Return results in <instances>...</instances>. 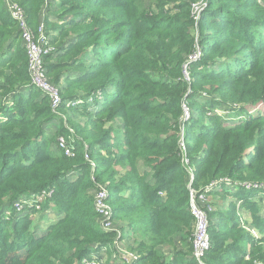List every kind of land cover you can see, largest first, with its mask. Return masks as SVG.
<instances>
[{"label":"trees","instance_id":"1","mask_svg":"<svg viewBox=\"0 0 264 264\" xmlns=\"http://www.w3.org/2000/svg\"><path fill=\"white\" fill-rule=\"evenodd\" d=\"M60 1L67 8L58 26L63 31L61 36L66 30L74 31L75 41L67 43L63 54L45 58L49 60L47 73L58 86L61 75L56 72H78L77 77H68L67 85L94 102L77 108L88 121V147L77 141L76 151L67 157L49 146L46 128L56 116L50 104L39 99L42 93L30 84L16 25L0 4V72L4 74L0 77V264H81L101 248L111 254L117 252L115 234L101 230L93 208V195L105 182L111 183L107 190L115 217L127 221L132 232L136 230L135 220L139 223L137 229L146 228L150 244L140 243L137 247L138 264H197L191 256V246L184 254L174 249L171 263L157 252L159 246L173 248L177 237L191 240V188L202 190L217 182L209 195L216 194L230 202L235 198L231 196L234 189L239 188L236 204L242 201L247 220L264 227L262 210L249 199L254 193L244 191L249 182L264 181V126H252L259 117L236 125L214 118L213 125L205 124L196 133L190 128L198 122L195 110L211 112L213 105H224L226 92L240 100L228 87L255 72L257 58L264 57V15L257 13L255 21L237 19L220 5L237 0H210L209 10L199 23L200 30H214L219 35L211 33L205 35L207 41L200 40L203 56L188 65L190 79L186 82L184 67L195 52L191 4L198 0ZM19 2L36 30L48 0ZM170 4L173 8H169ZM75 10L81 12L72 19L69 15ZM109 10L116 16L106 13ZM260 10L264 12V8ZM113 18L122 21L113 24ZM233 40L243 55L234 52L236 45L227 43ZM51 43L56 44L55 40ZM216 52L218 62L212 58ZM246 54L247 58L243 57ZM201 94L211 97L213 103L208 108L197 102ZM76 96L74 93L68 100L88 101ZM22 97L29 101L22 102ZM228 98L237 101L232 96ZM255 98L253 104L264 103V91ZM184 102H188L191 112L190 125L182 121ZM62 107L67 106L63 103ZM116 121L123 123L117 127L119 137L113 127ZM181 129L187 143L184 152L178 140ZM66 134L62 131L58 136ZM185 158L188 165L183 162ZM90 162L95 163L94 173ZM12 163L16 165L11 167ZM116 167L121 168L119 173ZM188 169L194 171L192 184ZM18 172L20 177L13 179ZM71 174L74 177L70 181ZM45 190L50 197L44 198L42 217L52 220L53 209L61 205L60 218L44 230L39 224L29 229L36 211L25 208L22 214L29 215L23 220L16 221L14 216L8 221L10 234L14 235H4L9 226L5 210L23 195L34 193L38 197ZM224 218L226 228L214 223L209 229L215 245L211 243L213 249L204 258L205 264L264 262L259 252L246 261L257 242L241 229L235 213L232 219ZM29 235L33 236L30 244L25 239ZM246 246L250 251L245 250ZM189 252L190 258L186 259Z\"/></svg>","mask_w":264,"mask_h":264},{"label":"rangeland","instance_id":"2","mask_svg":"<svg viewBox=\"0 0 264 264\" xmlns=\"http://www.w3.org/2000/svg\"><path fill=\"white\" fill-rule=\"evenodd\" d=\"M2 2L0 3L2 6V9L7 12V8L5 5L4 0H1ZM18 3L19 0H17ZM55 2H57L58 6H59V10H58V18L60 19V21H63L61 19L62 14H65L66 12V7H62V1L60 0H56ZM211 1L210 0H198L197 2H195L194 4L192 3V13H193V28L195 29L194 33H193V49L195 51L194 55H192L190 57V61L193 63H196L195 61L198 60L203 56V51L201 49L200 46V40L203 42L207 41L206 36L205 35H210L212 33V35H219L218 32H215L214 30H205L206 32L200 30V21L201 18L203 17L204 13L206 10H209V6H210ZM220 5H224L225 8H227L231 13H233L234 17H237V19H243L246 18V20H252L255 21L256 19V14L259 13L260 17L264 15L263 10H260L262 8H264V0H251L250 2H244L243 0H237L236 3H230V4H223L221 3ZM174 5L170 4L169 8H173ZM81 11H73L71 15H69L71 18L73 17L74 19L78 17L79 13ZM106 13H108L111 16H116L115 14H113V12L111 10L106 11ZM171 15H173V13H170ZM68 16V17H69ZM242 17V18H239ZM72 18V19H73ZM115 23H119L122 20L121 19H112ZM62 24V23H60ZM126 24V22H125ZM58 27V26H57ZM251 29V28H249ZM55 33V37L51 36L50 39V46L52 48V53L51 56L52 57H56L57 55H61L63 54V50H65L66 46H67V40L66 43H64V38L68 35H74V31H71V33H69L67 30L64 33V36H61V34H63V31L60 30V27L58 28H53L52 30L49 28V32H53ZM69 33V34H67ZM248 33V30H247ZM76 34V33H75ZM52 40H55L56 44L51 43ZM73 39L70 41L72 42ZM68 42V43H70ZM234 40L233 41H229L227 43H229V46H234L236 44H234ZM234 52H237L239 55H243V51L242 48H240V46L236 45V47L234 46ZM61 52V53H58ZM248 53V52H247ZM248 54H246L245 58H247ZM218 57H219V53H214V56H212L213 59H216L215 61L218 62ZM8 58V56H6L4 58V60H6ZM53 62V60H51V63ZM46 65H48L49 60H45ZM90 63H94V60H91ZM254 66H256L255 72H252L249 76L248 74L244 75L242 78L241 82L235 83V84H231L230 89L234 90L237 94V96L239 97V101L237 100V98L233 95H230L229 93L226 92V96H225V100H224V105L222 106H217V105H213L212 111L210 112L209 109L206 110L204 113H200L198 109H196V116L195 119L198 117V122L195 124H191L190 128L192 133H196L201 127H204V125L208 124V125H213L214 121L213 119H217L220 120L223 124L226 125H236L239 123H243L249 119H256L259 117V119L257 120L255 125H252L253 127H262L264 126V103H257V104H253L252 102H254L255 100H257L255 97L258 95V93L260 91H264V57L260 56L259 58H257V61L255 62ZM56 73H60L61 78L59 80V84L58 86H56L60 92V97H61V104L60 106L55 109L53 111V113L55 114L56 118L54 119V123L56 127H52L50 126L49 129L46 131L45 133V139H50V143L49 146H53L54 148L57 147V139L59 137H64V136H58L60 135V133L62 131H65L67 134V136L65 137L69 143L73 144L77 141L83 142V144L87 143V141L85 140V135H86V128H87V120L85 119V117L83 115H81L79 109L81 106L84 105H93V101L90 100L89 97H86V94H82L80 92H77V90H74V88L70 87L67 85V80L68 77H77L78 76V72L75 73L73 70L71 71H66V70H60ZM4 74H2L0 72V77H3ZM189 76V74H188ZM186 74H184L183 79L186 82H189V77ZM51 78V76H49ZM246 77V78H245ZM260 88H262L260 90ZM65 90H69L68 92H65ZM74 93L78 96H76L77 98H82L85 97L88 101H84L81 99L75 100V101H70L68 100V97L74 95ZM234 97L237 101L228 98V97ZM45 97V98H44ZM209 95H205V94H201L199 97H197V102L199 104H205V106H207V108L209 107L210 103H213L212 100L209 98ZM217 99V101H222L221 98L219 96H213ZM39 99H45L48 103V105L50 104L49 99L44 96L43 94L39 96ZM216 99H214L213 101H215ZM22 100V102H28L26 101L27 99L23 98L20 99ZM63 103L66 104L67 107H62ZM223 103V102H222ZM184 108H183V124L184 122L189 123L192 121V118L190 117V109L188 107V102H184ZM11 106V104H10ZM217 116L213 117V116ZM3 121V120H0ZM219 123V122H217ZM123 125V123L121 121H116V123L113 125L115 132H118L117 135L119 137V128H121ZM197 126V127H196ZM197 130V131H196ZM64 138V139H65ZM178 140L179 143L183 144L184 147L185 145H187V143L185 142V138H184V132L181 129L180 133L178 135ZM65 139V140H66ZM202 145V144H200ZM191 146L194 149H198L199 146H197L196 144H191ZM85 148L88 147L87 144H85L84 146ZM51 153H54L53 150ZM56 155L59 154V152L55 153ZM94 163V162H92ZM16 163H12L11 167L15 166ZM95 165V163H94ZM118 173L120 172V167H116L115 168ZM188 172V176L190 174V169L187 170ZM94 173V172H93ZM21 173H16L15 175H13V179L17 180L20 177ZM72 174L69 176V180H72ZM118 181V180H116ZM226 182L229 181L226 180ZM70 183V182H69ZM15 185V184H14ZM251 185L252 188H246L244 191L247 193H254L252 196H249L251 199L261 210V214L260 217L264 219V181H251L247 184V186ZM104 186L106 188L111 186L110 182H105ZM233 186V185H232ZM232 186H228L229 188H233ZM258 188V189H257ZM258 190V191H257ZM219 191V190H218ZM239 188L234 189L233 193L231 194L232 197H237L238 192H239ZM258 192L257 194H255V192ZM129 194L128 191H125ZM245 194V197H246ZM30 195V194H29ZM50 195L48 193V190H45L44 192L42 191L38 197L36 195H34V193L29 196L26 197L25 195H23L21 198H19L18 200H15L12 204H11V208L5 210V218L7 220V224H9V226L6 228V230L3 232L4 235H8L10 234L11 231V226L10 223L8 222L11 218H13L15 216L16 221L17 220H23V217H26L29 215V213H27L26 215L22 214V211L25 208H35L36 211V215L33 217V224H31V226H29V229H32L31 227L34 225L36 226L37 224L40 225L41 230L45 229L46 227L52 225L53 223H55L61 216V211H62V206L60 205L59 207L54 208L53 210L55 211L52 215V220L50 222H48V220L45 217H42V210L45 207V200L44 198H49ZM244 197V199H245ZM94 198V195H93ZM235 198H233V202H230L231 200H225L224 197H221L219 195H209L208 196V204L211 207V211L208 213L209 219H210V227L212 224L216 223L218 224V227L220 228V226L226 228L227 227V223L225 221H223L224 217H228L229 219L233 218V214H236V219L237 222L240 224L241 229L247 233L252 240L256 241L257 243L254 244L253 247V252L251 254L247 255V259L246 261L248 262L252 257L257 256V253L255 252H259V255L264 259V227H256L255 225H252L250 222H246V217L248 216L246 212H244V208H243V203L242 201L239 202L238 204H236V202H238ZM231 199V198H230ZM12 201V200H11ZM233 204L235 206V208L231 205ZM39 207V208H38ZM215 213V214H214ZM212 214H214L213 218H212ZM20 218V219H19ZM218 218V219H216ZM216 219V222H215ZM41 221V222H40ZM112 223L113 226H116L115 229H120V227H118L119 225H127L128 228H130L129 230L131 231V229H133V227L125 220H119L118 218L115 217V214L113 216L112 219ZM134 226H136V230H134V234L135 237L133 239L136 238V243L137 246L134 250L128 249L126 248V251L128 253L133 254L134 256H139L138 253V249L137 247L139 246L140 243H146L147 245L150 244L149 240L145 237L146 235V228L143 227L141 229H137L138 228V220L134 221ZM215 225V224H214ZM230 225V224H228ZM100 226V224H99ZM101 227V226H100ZM209 227V229H210ZM4 229V228H3ZM102 230V229H101ZM211 230V229H210ZM103 231V230H102ZM123 231V230H122ZM123 233V232H122ZM210 233V231H209ZM10 235H14V234H10ZM36 235V234H35ZM137 235V236H136ZM210 236V240L212 241V245L215 242H213V238L211 237V234H209ZM33 239L32 235H29L28 238H25L28 242L30 239ZM234 239H237V237H235ZM257 240H260L262 242H259ZM181 241H185L187 243L186 249H189V247L191 246V240H189V238H186V240H181ZM218 241H222L221 238H219ZM134 242V241H133ZM217 243V242H216ZM30 244V242H29ZM132 248V247H130ZM213 249L212 247L210 248V250ZM245 250H249L250 251V246H246ZM97 252L92 253V256L97 255L98 254H102V257L106 258L108 256L107 251H100V250H96ZM248 251V252H249ZM117 252H119V250L117 249ZM241 252H237V255L240 254ZM229 253L227 252V255ZM98 256V255H97ZM100 257L98 258L97 262H101L104 263L103 258ZM115 259H118V262H114V264H119L121 261L120 256L117 255V253L114 255ZM206 258V257H205ZM109 259V258H108ZM205 260H203V262L205 263ZM121 264V263H120ZM256 264H264V262H256Z\"/></svg>","mask_w":264,"mask_h":264},{"label":"built area","instance_id":"3","mask_svg":"<svg viewBox=\"0 0 264 264\" xmlns=\"http://www.w3.org/2000/svg\"><path fill=\"white\" fill-rule=\"evenodd\" d=\"M7 13L11 20L16 25L18 34L20 36L21 46L26 54L27 72L30 84L46 96L50 101L52 111L57 109L61 104V97L58 88L51 82L47 73V66L45 58L52 53V48L48 37L46 36L44 25H39L36 30H33L29 24L28 16L23 7L11 0H4ZM195 53V52H194ZM194 53L192 55H194ZM190 55L187 61V66L184 74L188 76V65L193 62L190 61ZM199 61V60H198ZM197 62V60L195 61ZM189 77V76H188ZM59 137L57 139V150L64 156L70 157L76 151L75 146ZM181 144V143H180ZM181 149L184 152L185 147L181 144ZM185 165H188V159L183 160ZM93 173L95 170L94 163L90 162ZM194 180V171L190 170L189 182L192 184ZM230 183V182H229ZM219 183L213 182L202 190L190 189L189 192V212L193 219V230L191 236V256L197 264H205L203 262L208 251L211 248V240L209 236L210 219L208 213L211 207L208 204L209 194L218 186ZM245 188H252L251 185H245ZM258 189V188H257ZM44 192V191H43ZM94 212L98 217V222L101 229L106 233L115 234V251L118 249V255L123 264H138L139 257L118 248V242L121 238L120 229L113 228L112 219L114 216L113 207L109 204V192L105 186H98L97 192L94 194L93 201ZM101 250L106 251L105 248ZM97 255L85 258L81 264H97Z\"/></svg>","mask_w":264,"mask_h":264},{"label":"crops","instance_id":"4","mask_svg":"<svg viewBox=\"0 0 264 264\" xmlns=\"http://www.w3.org/2000/svg\"><path fill=\"white\" fill-rule=\"evenodd\" d=\"M55 1L56 0H48V4L43 6V8H42V10L40 12V24L45 26V32H46V36L48 37L49 42H50L51 36H54V37L56 36L54 31L53 32H49V28L52 30L53 28H57V26H59L60 23H62V21H60V19L58 18V15H57L58 14V10H59V6L57 5L58 3L55 2ZM67 38H68V40H67ZM72 39H73V41H75L74 35H71V36L68 35V36H66L64 38V43H66V40L68 42H70ZM54 125H55V123L53 121L51 124H49L47 126L46 131L49 129L50 126H52V127H56L57 126V125L56 126H54ZM246 218H248V216ZM50 221L48 220V222H50ZM246 222H250V221L246 219ZM115 227L116 226H113V228H115ZM118 227L121 228V230H120L121 231V238H120V240L118 242V248H120L123 251H126V248L134 250L136 248V246H137L136 238L133 239L135 237L134 232L130 231L129 230L130 228H128L127 225H124V224H122V225L118 224ZM181 240H182L181 237H177L174 240L173 248L171 246L169 247V246H165V245L159 246L157 248V252L159 254L163 255V257H164V259H165V261L167 263H171L172 262L173 257H174V255H173L174 254V249H176L179 252H183V254L188 252V251H190L189 250L190 248L186 249L187 243L185 241H181ZM183 240H186V238H183ZM130 247H132V248H130ZM100 251L102 252V250H100ZM116 253L118 255V252H115V253H112V254L108 253V256L106 258L105 257L103 258L102 254H98L97 253V255H101V257L103 258L104 263H101V264H114V262H118V259H115V257H114V255ZM187 255L188 256H187L186 259H189L190 258L189 257L190 256V252Z\"/></svg>","mask_w":264,"mask_h":264}]
</instances>
